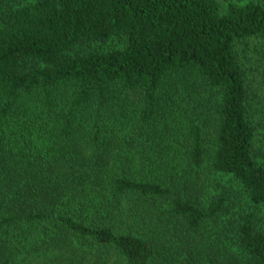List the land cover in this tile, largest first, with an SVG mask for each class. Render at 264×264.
<instances>
[{"label": "trees", "instance_id": "1", "mask_svg": "<svg viewBox=\"0 0 264 264\" xmlns=\"http://www.w3.org/2000/svg\"><path fill=\"white\" fill-rule=\"evenodd\" d=\"M264 264V0H0V264Z\"/></svg>", "mask_w": 264, "mask_h": 264}, {"label": "rangeland", "instance_id": "2", "mask_svg": "<svg viewBox=\"0 0 264 264\" xmlns=\"http://www.w3.org/2000/svg\"><path fill=\"white\" fill-rule=\"evenodd\" d=\"M19 260L20 264H111L104 259H96L93 253L68 242L26 253L21 255Z\"/></svg>", "mask_w": 264, "mask_h": 264}]
</instances>
